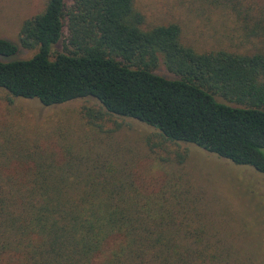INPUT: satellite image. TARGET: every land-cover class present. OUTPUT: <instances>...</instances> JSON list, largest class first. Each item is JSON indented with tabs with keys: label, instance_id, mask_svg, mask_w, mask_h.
<instances>
[{
	"label": "trees",
	"instance_id": "trees-1",
	"mask_svg": "<svg viewBox=\"0 0 264 264\" xmlns=\"http://www.w3.org/2000/svg\"><path fill=\"white\" fill-rule=\"evenodd\" d=\"M219 2L251 50L185 46L177 24L144 27L134 0H47L19 31L23 48H37L31 58L3 61L18 48L0 39V89L44 107L91 98L171 142L264 174V49L252 43L264 44V2ZM63 37L64 52L51 58ZM8 131L0 143V264L202 258L179 218V188H147L99 156L60 161L47 145L18 144Z\"/></svg>",
	"mask_w": 264,
	"mask_h": 264
},
{
	"label": "rangeland",
	"instance_id": "rangeland-1",
	"mask_svg": "<svg viewBox=\"0 0 264 264\" xmlns=\"http://www.w3.org/2000/svg\"><path fill=\"white\" fill-rule=\"evenodd\" d=\"M217 1L134 0V6L144 16V27L177 24L181 42L198 51L251 50L252 44L240 40L233 13ZM46 2L0 0V39L18 48L3 61L27 60L37 52L19 44V31L24 21L44 11ZM252 43L264 49L260 40ZM64 45L63 37L52 47L51 58L63 53ZM157 72L172 77L162 68ZM7 130L18 144L47 145L60 161L65 154L72 159L99 156L132 172L147 188H179V218L187 221L189 240L202 253L196 264H264L263 173L193 145L171 142L143 123L107 113L91 98L44 107L0 89L3 145Z\"/></svg>",
	"mask_w": 264,
	"mask_h": 264
}]
</instances>
